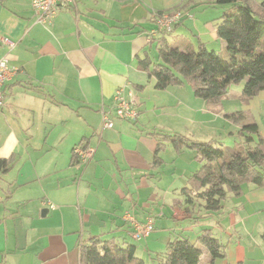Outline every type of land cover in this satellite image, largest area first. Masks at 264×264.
I'll return each instance as SVG.
<instances>
[{"label": "crops", "instance_id": "0c3cea01", "mask_svg": "<svg viewBox=\"0 0 264 264\" xmlns=\"http://www.w3.org/2000/svg\"><path fill=\"white\" fill-rule=\"evenodd\" d=\"M77 1L74 10L40 24L31 0H0V38L15 42L11 50L0 46V57L16 71L2 87L0 109V159L10 161L0 173V264H80V247L89 239L128 237L127 215L155 220L147 238H129L145 264L170 240L194 243L206 229L225 246V257L213 264H264V185H242L241 195L229 194L216 213L185 204L180 190L199 169L196 154L177 151L162 137L175 132L177 116L165 104L184 91L190 96V87L155 90L138 68L145 55L156 59V18L165 13L180 14L168 33L171 45L222 50L215 24L228 6L215 0ZM118 89L138 117L115 119L104 129L102 113ZM235 89L227 96L241 101L240 111L264 136V91L246 99L242 84ZM204 109L184 137L228 147L241 141L230 128L220 134L214 112ZM80 144L94 150L85 163L72 154ZM158 144L164 148L156 154Z\"/></svg>", "mask_w": 264, "mask_h": 264}, {"label": "trees", "instance_id": "16d2710c", "mask_svg": "<svg viewBox=\"0 0 264 264\" xmlns=\"http://www.w3.org/2000/svg\"><path fill=\"white\" fill-rule=\"evenodd\" d=\"M215 5L233 9L217 20L216 35L223 43L227 59L220 52L208 51L202 44L196 50L173 47L168 33L157 40L156 59L148 55L138 59V68L155 81V90L188 85L193 95L206 104H218L232 85L242 84V96L250 99L264 91V50L258 52L264 37V1L215 0ZM74 10V9H72ZM70 10V11H72ZM237 125L241 140L231 147L222 142L191 140L179 134L163 136L177 151L186 148L196 154L199 169L180 190L185 204L216 213L229 194L239 197L242 185H264V136L258 125L247 122L242 111L223 116ZM163 141V142H164ZM164 148L158 144L156 154ZM10 161L0 159V173H6ZM203 251L214 260L225 257V246L208 229L194 243L177 237L163 253L155 254L153 264H199ZM80 264H145L136 256V246L128 237H94L80 247Z\"/></svg>", "mask_w": 264, "mask_h": 264}, {"label": "built area", "instance_id": "2783aa9c", "mask_svg": "<svg viewBox=\"0 0 264 264\" xmlns=\"http://www.w3.org/2000/svg\"><path fill=\"white\" fill-rule=\"evenodd\" d=\"M77 0H31V8L36 18V22L40 24L50 23L61 11H70L77 5ZM180 14H162L156 18V32L170 33L172 26L179 20ZM15 42L9 38H0V46L11 50ZM16 71L8 65L6 56L0 57V109L3 106V91L2 87L8 83L15 75ZM138 117L135 104L132 100L127 99L123 95V90L118 89L113 98V103L109 111L102 113V127L104 129H112L114 120L135 121ZM72 154L80 162L89 161L94 150L82 144L73 148ZM126 221L129 223L127 236L132 241L139 242L147 238L155 229V220L153 217H148L145 221L139 222L134 217L127 215Z\"/></svg>", "mask_w": 264, "mask_h": 264}, {"label": "rangeland", "instance_id": "374dc122", "mask_svg": "<svg viewBox=\"0 0 264 264\" xmlns=\"http://www.w3.org/2000/svg\"><path fill=\"white\" fill-rule=\"evenodd\" d=\"M232 9L233 7L231 5H228L226 11H224L223 13L225 12L228 13ZM172 46L176 47L174 43H172ZM263 50H264V37L262 38L260 46L258 47L257 51L260 52ZM216 51L220 52V55L223 59L225 60L227 59V54L225 52L224 47L222 48V50L219 51V49H216ZM237 86L232 85L228 89L227 93L229 94V93L236 92L235 88H237ZM187 92L190 94V96L184 91V94H182L181 97L178 96L176 98H173V100H168L167 103L165 104L166 112L170 114H172L171 112H173L174 115H177L175 116V121H174V125H175L174 131L175 132H177L181 136H184L185 132L192 133L193 130L196 129V126L195 125L192 126L191 123L198 122V115L196 114L198 113V110L205 108L204 110H206V112L210 114L211 112H214L215 121H214L213 127H215L216 130L219 129L220 131L218 132L220 134L224 133V129L230 128V130L228 131L234 132L232 137L234 138L235 142L236 141L238 142L239 140V137L237 135L238 130L235 128V124L229 122L227 119H224L223 116L227 114H231L232 112L240 111V102H241L240 100L233 98L231 96H227L226 94L218 104H206L204 101L196 98L193 95L191 89L190 90L188 89ZM184 109H186L187 113L188 114L190 113L191 115L189 116L191 118L190 123H188L186 119L187 114L185 113ZM165 117H167L169 120L171 119L169 115H165ZM175 132H172L169 134H166L167 132H164V133L165 135L169 136V135H174ZM225 145H229V144H225ZM199 264H210V257L206 251H203Z\"/></svg>", "mask_w": 264, "mask_h": 264}]
</instances>
